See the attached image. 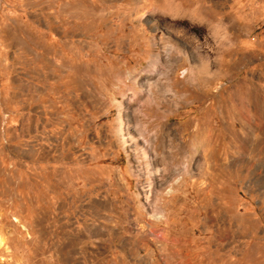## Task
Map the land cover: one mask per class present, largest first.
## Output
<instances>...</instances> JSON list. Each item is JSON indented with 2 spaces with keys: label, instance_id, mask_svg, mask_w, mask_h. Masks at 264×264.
Masks as SVG:
<instances>
[{
  "label": "rangeland",
  "instance_id": "obj_1",
  "mask_svg": "<svg viewBox=\"0 0 264 264\" xmlns=\"http://www.w3.org/2000/svg\"><path fill=\"white\" fill-rule=\"evenodd\" d=\"M137 91L169 101L146 137ZM213 233L264 264V0H0V264Z\"/></svg>",
  "mask_w": 264,
  "mask_h": 264
},
{
  "label": "crops",
  "instance_id": "obj_2",
  "mask_svg": "<svg viewBox=\"0 0 264 264\" xmlns=\"http://www.w3.org/2000/svg\"><path fill=\"white\" fill-rule=\"evenodd\" d=\"M215 236L218 237V233L202 236L199 240L201 244L196 245L199 247L198 252L196 249L192 251L183 250L180 248L183 245L181 242H176L170 246L163 244V248L158 249V252L154 254L142 255L135 261L132 258L131 264H223L221 263L222 256L230 252L227 250L228 252L219 254V240ZM235 254L231 253L233 256Z\"/></svg>",
  "mask_w": 264,
  "mask_h": 264
},
{
  "label": "bare ground",
  "instance_id": "obj_3",
  "mask_svg": "<svg viewBox=\"0 0 264 264\" xmlns=\"http://www.w3.org/2000/svg\"><path fill=\"white\" fill-rule=\"evenodd\" d=\"M158 60H154V62H151V66H153L156 62H157ZM163 62H167V61H163ZM198 67V66H197ZM206 68V67H205ZM199 71H198V73L200 74V75H202L203 73H202V71H201V69H198ZM153 71V70H152ZM164 72V71H163ZM121 76V75H120ZM118 77V76H117ZM120 78V77H119ZM160 78H162V77H160ZM161 80V79H160ZM151 82V81H150ZM155 83V82H154ZM165 83V82H164ZM151 86H153V85H151ZM156 87V86H155ZM166 86H165V84H161V83H159V85H158V90L161 92V91H163V89L165 88ZM150 88V87H149ZM152 88H154V86L152 87ZM134 89V88H133ZM135 90V89H134ZM156 91V90H155ZM158 91H156V93H157ZM166 92V91H165ZM133 93H134V91H133ZM136 94H137V96H136V100L138 101V102H141V106H143L144 108H142V110H144V111H146L147 113L145 114L147 117H146V123L148 122V124H145L144 126L146 127V128H142V134H143V136H145L146 137V135H148V131H147V126L148 127H152L153 126V124L154 123H156V122H161V114H162V110L161 109H163L162 107L163 106H166V105H168L169 104V101L164 97V98H162L161 97V99H155V97H152L153 99H150L149 98V95L148 96H146V94L145 93H142V92H139V91H137L136 92ZM150 94V93H149ZM160 95V94H159ZM153 96V95H152ZM157 97V96H156ZM159 97V96H158ZM157 97V98H158ZM172 99V98H171ZM157 102V104H156V102ZM104 102V101H103ZM137 102V103H138ZM106 103V102H105ZM159 103L161 104V105H159ZM171 106V105H170ZM143 113H145V112H143ZM144 115V116H145ZM142 116V115H141ZM151 116H156V119L155 120H150V118H151ZM145 118V117H144ZM159 125V124H158ZM164 126L163 127H166V125L165 124H163ZM160 126V125H159ZM164 129V128H163ZM158 131V130H157ZM211 131V130H210ZM161 132V131H160ZM170 132H172L171 130H170ZM167 133V132H166ZM203 133V132H202ZM209 135V134H208ZM164 140V139H163ZM161 147V146H160ZM172 147V146H171ZM173 148V147H172ZM171 149V148H170ZM173 150H175V149H173ZM181 150V149H180ZM183 150V149H182ZM179 151L178 153H176L175 152V155H174V158H176L175 159V162L177 163V162H179V161H181L183 158H184V156H185V152H183V151ZM164 151V150H163ZM169 151V150H168ZM170 152V151H169ZM174 153V152H173ZM164 156H166L165 154L162 156V161H163V159L165 160V164H167L168 165V163H167V160L164 158ZM172 160V159H171ZM173 164H174V162H173V160L172 161H170L169 160V165L170 166H173ZM175 169V168H174ZM173 168L172 169H170V172H174L175 170H174ZM169 171V170H168ZM0 242H1V240H0Z\"/></svg>",
  "mask_w": 264,
  "mask_h": 264
}]
</instances>
